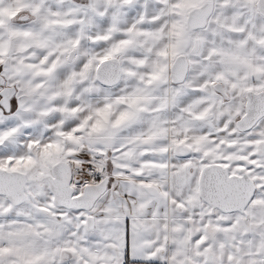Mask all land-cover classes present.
<instances>
[{"label":"snow or ice","instance_id":"obj_1","mask_svg":"<svg viewBox=\"0 0 264 264\" xmlns=\"http://www.w3.org/2000/svg\"><path fill=\"white\" fill-rule=\"evenodd\" d=\"M0 264H264V0H0Z\"/></svg>","mask_w":264,"mask_h":264}]
</instances>
